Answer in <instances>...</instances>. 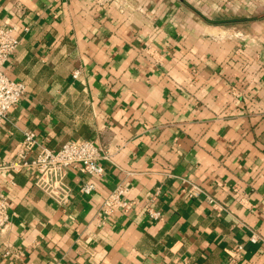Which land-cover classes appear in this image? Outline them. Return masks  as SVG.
I'll return each mask as SVG.
<instances>
[{"label":"crops","instance_id":"0c3cea01","mask_svg":"<svg viewBox=\"0 0 264 264\" xmlns=\"http://www.w3.org/2000/svg\"><path fill=\"white\" fill-rule=\"evenodd\" d=\"M2 24L26 92L0 126V264H264V0H0ZM27 130L111 160L70 168L62 202L10 166ZM119 185L130 206L102 224Z\"/></svg>","mask_w":264,"mask_h":264},{"label":"built area","instance_id":"2783aa9c","mask_svg":"<svg viewBox=\"0 0 264 264\" xmlns=\"http://www.w3.org/2000/svg\"><path fill=\"white\" fill-rule=\"evenodd\" d=\"M18 30L19 28L15 25H0V126L7 118L9 111L21 101L26 92L24 82L10 78L4 71L10 56L21 43V39L17 35ZM78 74L79 71H75L73 76L77 77ZM30 153L32 157L29 156ZM18 154L22 161H15L10 166L15 170L30 169L35 174L36 184L49 195L59 197L62 202L68 200L65 178L70 168L89 175H100L104 170V161L111 160L110 151L92 139L68 140L54 148L39 141L36 133L32 130L25 131ZM94 189L93 182H85L80 188L81 192L86 195ZM185 192L188 196L205 195L210 205L215 209H219L221 206L213 196L207 194L199 186L192 185L185 189ZM126 193L127 187L119 185L102 200L98 212L99 221L102 224L117 210L130 206V203L123 199ZM146 210L154 218L161 216V213L152 207L147 206ZM10 220L9 198L0 185V233ZM258 240V235H251V242L256 243ZM240 248L241 246L235 252ZM230 253L231 261H233L235 253L232 251Z\"/></svg>","mask_w":264,"mask_h":264},{"label":"trees","instance_id":"16d2710c","mask_svg":"<svg viewBox=\"0 0 264 264\" xmlns=\"http://www.w3.org/2000/svg\"><path fill=\"white\" fill-rule=\"evenodd\" d=\"M238 19H239V18H234V19H231V21H233V22H237V21H238ZM216 20H219V21H221L222 19H216ZM216 20H215V21H216Z\"/></svg>","mask_w":264,"mask_h":264}]
</instances>
